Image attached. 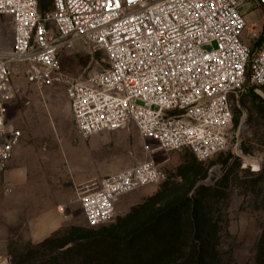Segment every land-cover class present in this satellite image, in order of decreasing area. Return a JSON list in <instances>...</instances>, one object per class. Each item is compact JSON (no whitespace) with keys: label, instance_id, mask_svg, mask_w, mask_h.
Segmentation results:
<instances>
[{"label":"built area","instance_id":"built-area-1","mask_svg":"<svg viewBox=\"0 0 264 264\" xmlns=\"http://www.w3.org/2000/svg\"><path fill=\"white\" fill-rule=\"evenodd\" d=\"M247 1L53 0L52 14L44 17L39 0H0V19L8 18L13 29L11 48L0 49V174L22 137L8 125L14 67L26 65L27 82L39 89L62 83L60 52L76 40L108 62L101 73L67 87L83 137L133 125L147 152L189 149L201 162L212 158L228 144L232 95L248 74L264 87V40L253 59L244 43L249 26L240 8ZM255 1L264 7V0ZM161 178L150 159L82 186L87 224L111 223L122 196Z\"/></svg>","mask_w":264,"mask_h":264},{"label":"rangeland","instance_id":"rangeland-1","mask_svg":"<svg viewBox=\"0 0 264 264\" xmlns=\"http://www.w3.org/2000/svg\"><path fill=\"white\" fill-rule=\"evenodd\" d=\"M42 7H50V12H41L48 17L53 0H43ZM240 12L249 26L244 43L251 49L264 38V7L249 0ZM252 24L256 27L251 28ZM47 28L56 33L49 19ZM12 41V25L3 19L0 49H10ZM59 58L64 81L42 89L27 82L26 65L14 67L15 98L8 125L22 137L5 171L16 173V177L2 189L6 196L0 193V200L13 202L15 215L13 226H0L1 258L8 264H83L79 252L84 249H70L103 238L116 243L112 253L123 257L139 248L127 236L136 222H142L139 207L157 209L168 201L183 199L187 192L189 197L199 192L218 226L214 264H264V93L260 87L247 77L244 87L232 95L228 144L201 162L189 149L151 148L147 152L133 125L83 137L75 125L67 87L104 71L107 58L82 40L62 48ZM150 159L160 170L161 180L122 196L111 223L90 227L78 195L85 186L82 183L100 181ZM52 215L63 222L62 228L49 237L52 243L46 249L35 248L28 241V222Z\"/></svg>","mask_w":264,"mask_h":264},{"label":"trees","instance_id":"trees-1","mask_svg":"<svg viewBox=\"0 0 264 264\" xmlns=\"http://www.w3.org/2000/svg\"><path fill=\"white\" fill-rule=\"evenodd\" d=\"M39 1L41 12L51 11L50 7H42L43 0ZM263 40L250 49L251 59ZM260 90L264 93V87H260ZM197 194L189 197L187 192L183 199L168 201L157 209L145 205L139 207L137 211L141 213L138 219L142 222L140 225V221L136 222L127 235L128 241H134L139 248L129 250L123 257L112 253L116 243L109 238L100 239L104 240L101 242L90 241L70 250L84 249L79 252L85 259L83 264H214L218 248V226L210 218L205 198L199 196V192ZM51 243L52 238H48L35 248L46 249ZM105 243L109 246L104 247L102 244Z\"/></svg>","mask_w":264,"mask_h":264},{"label":"crops","instance_id":"crops-1","mask_svg":"<svg viewBox=\"0 0 264 264\" xmlns=\"http://www.w3.org/2000/svg\"><path fill=\"white\" fill-rule=\"evenodd\" d=\"M8 20V18H1V20ZM14 177H16V173L13 172H5L0 174V193L2 197H5V193L2 190L5 185H11V180H14ZM96 181L90 180V181H84L82 185H87L92 182ZM0 207L7 208V210L4 212V210H0V226L4 228V226H13L15 222V215H14V205L13 202L5 201L4 199L0 200ZM2 208V209H3ZM1 209V208H0ZM10 209V210H9ZM5 217V222H3L4 215ZM52 216L54 218H52ZM51 217H36L28 222V230H27V236H28V241L31 242L32 244H40L46 239H48L52 234L56 233L57 231L60 230L63 226V222L58 221L55 219V216L57 215H52ZM0 227V231L3 230V228ZM4 255V253L0 254V264H8L7 260L5 261V258H1Z\"/></svg>","mask_w":264,"mask_h":264}]
</instances>
